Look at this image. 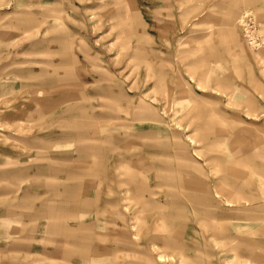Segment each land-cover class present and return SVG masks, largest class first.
Here are the masks:
<instances>
[{
    "label": "rangeland",
    "instance_id": "374dc122",
    "mask_svg": "<svg viewBox=\"0 0 264 264\" xmlns=\"http://www.w3.org/2000/svg\"><path fill=\"white\" fill-rule=\"evenodd\" d=\"M0 264H264V0H0Z\"/></svg>",
    "mask_w": 264,
    "mask_h": 264
}]
</instances>
